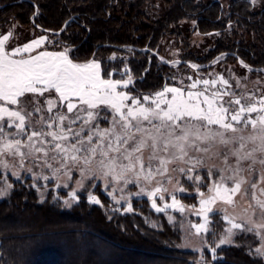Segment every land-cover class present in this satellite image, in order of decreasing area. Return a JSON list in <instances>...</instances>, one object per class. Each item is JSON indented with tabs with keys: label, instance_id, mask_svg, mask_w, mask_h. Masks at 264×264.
Listing matches in <instances>:
<instances>
[{
	"label": "snow or ice",
	"instance_id": "obj_1",
	"mask_svg": "<svg viewBox=\"0 0 264 264\" xmlns=\"http://www.w3.org/2000/svg\"><path fill=\"white\" fill-rule=\"evenodd\" d=\"M11 36L9 32L0 37V101L4 102L0 104V158L18 156L21 164L28 157L36 163L42 161L51 170L53 179L61 171L71 179L73 169H78L82 178L90 174L117 185L121 182L147 185L159 177L157 186L146 193L152 197V207L158 212L168 208L185 211L174 194L171 203L163 207L156 203L158 195L163 199V193L168 192L164 183H172V172L208 187L206 178L215 170L217 178L211 180L207 197L199 192L200 207L196 214L204 222L190 227L197 234L207 233L210 214L215 211L222 212L230 225L219 242L221 245L232 242L235 230L264 231V95L232 92L229 81L219 76L214 80L194 81L191 91L164 87L154 95L138 98L120 90L132 84L131 76L104 78L111 73L103 72L99 62L76 63L69 57L68 49L43 51L24 58V53L40 48L47 37L33 39L9 52L6 45ZM217 84L224 86L223 91L217 88L209 93V87ZM199 85L204 86L202 90H196ZM53 92L55 96L45 97ZM28 94L31 98L24 99ZM37 96L45 97L43 106ZM28 107L31 112L27 111ZM45 109L51 115L40 116L30 126L32 114ZM101 121L107 126L101 127ZM77 123L78 131L73 127ZM7 128L16 129L12 138ZM50 160L58 167H53ZM210 160H220L223 166L209 167ZM170 165L176 166L170 168ZM0 166L8 165L0 160ZM197 169H205L203 176ZM11 187L0 189V196ZM174 191L186 189L177 186ZM144 193L145 189L141 188L137 195ZM109 194L115 199L114 192ZM71 195L73 201L78 200L75 191ZM237 197L247 198L245 213L251 210L250 215L235 217L228 214L227 207L215 208L217 203L234 207ZM89 200L101 204L94 195ZM65 204L71 206L68 201ZM127 211H132L131 203Z\"/></svg>",
	"mask_w": 264,
	"mask_h": 264
},
{
	"label": "trees",
	"instance_id": "obj_2",
	"mask_svg": "<svg viewBox=\"0 0 264 264\" xmlns=\"http://www.w3.org/2000/svg\"><path fill=\"white\" fill-rule=\"evenodd\" d=\"M158 1L0 0V37L16 24L64 29L52 35L66 44L74 62L96 60L108 72L119 70L109 56L124 53L139 77L134 88L150 91L159 90L171 70L156 52L168 35L191 33L180 22L188 18L199 34L218 37L202 61L229 54L264 66V7L249 0H234L228 10L220 0H162L159 12ZM30 182H16L11 196L0 201V264H264V256L242 246L221 249L216 260L208 252L199 263L198 254L179 248L182 232L147 201L135 203L131 213L106 197L103 206L82 198L64 209L52 194L42 201ZM221 226L214 224L218 236Z\"/></svg>",
	"mask_w": 264,
	"mask_h": 264
},
{
	"label": "rangeland",
	"instance_id": "obj_3",
	"mask_svg": "<svg viewBox=\"0 0 264 264\" xmlns=\"http://www.w3.org/2000/svg\"><path fill=\"white\" fill-rule=\"evenodd\" d=\"M200 1V0H199ZM207 1V0H204ZM224 8L228 10L230 3L234 0H220ZM254 5L258 7H264V0H249ZM164 1L160 0L157 2V8L159 12L162 11L164 7ZM166 4V3H165ZM151 6V5H150ZM152 13V12H151ZM158 13V12H157ZM154 16L158 17V14ZM181 25H189L190 34H170L164 39L161 43L160 51H157L158 57L165 63H168L171 66V70L166 75V83L159 89H154L150 91H138L134 88V83L139 77H137L132 71L129 60L130 56L124 53H114L109 56L110 61L116 65L119 70H110L105 71L101 62L102 71L105 73H111V75H106L104 78L108 79H127L128 76L132 77V84L128 88H121L120 90L128 92L131 96L142 97L144 95H154L157 91L163 90L164 87H179L185 91H191L190 85L194 81L201 80H214L219 76H223L224 79L229 81L231 85V91L237 94L243 93L245 96L254 94L256 97L264 95V66L263 67H252L242 59L234 61L229 58V54H221L215 57L211 61H202L208 56L209 51L215 48V42L218 37L206 38L204 35L199 34L195 31V21H190L188 18L182 19ZM178 24V23H177ZM12 33L10 40L6 45V49L11 52L17 47H22L24 44L31 42L33 39H38L41 36L47 37V41L40 47L33 50L31 53H24L23 57L27 58L29 55L35 56L43 51L49 52H60L66 49V44L63 43L59 38H56L50 33L43 31H37L33 25L27 27H21L18 24L12 25L9 27L3 35ZM173 32V31H172ZM254 35V33H252ZM2 35V36H3ZM257 35V31L255 33ZM190 54L193 56L190 57ZM17 59L21 58L20 56L16 57ZM243 61V64H241ZM192 65H197V68H193ZM247 65L248 67H244ZM203 85H199L196 90H202ZM219 88L223 91L224 86L217 84L215 87H209V93L216 91ZM55 96L53 93H46L45 97ZM45 97L37 96L36 99L40 101V104L43 106ZM31 94H28L24 99H30ZM75 100V98H73ZM228 97H225L227 100ZM4 102L0 101V104ZM15 108L16 106H10ZM28 112H31V107L27 108ZM56 111V110H54ZM66 111V109H64ZM51 114L47 113L46 109L40 113H33L29 118L30 126L35 124V121L40 117H47ZM71 116V114H68ZM101 127L107 126L103 121L100 122ZM38 127V125H37ZM77 131L80 128V124L77 123L73 126ZM6 131L11 134L16 131L15 128H7ZM145 153V157H147ZM0 160L7 162V167L0 166V189H4L6 185H11L10 189H7L4 196H0V201L8 199L12 192L15 189L16 182L32 183L36 188H38V193L42 201L49 197L50 194L53 195L54 202H60L62 208L71 209L77 203L81 201L82 198H86L89 202V196L94 195L100 201L101 204H96L103 206L102 197H106L113 205L117 206L127 213H131L134 210L135 203L147 201L150 208L159 215H164L168 221L178 228L182 232V239L179 244V248L184 251L193 252L198 254L200 257L199 263H204V257L206 253L210 252L213 260L217 259V253L229 246H242L246 247L249 250L257 253L259 256H264V251H258L264 249V231L260 229H253L252 231L247 230H235V235L232 237V242L221 245L219 242L221 238L227 232V229L230 227L229 223L223 219L222 212H215L210 214L211 223L209 224V231L207 233L197 234L195 229L191 228L192 224L203 223V218L196 214V210L199 209L200 197L199 192H204L207 197L208 187H211V180L216 179L215 170H213V175L206 178V183L208 187H205L201 182H193L187 179L181 173L172 172V183H164V187L168 188V192L163 193V199L158 195L156 203L159 207H163L165 203H171V197L174 194L178 200L185 206V211L183 213L179 212L177 209L168 208L165 211L158 212L155 208L152 207V197L148 196L146 193L153 190L157 186V181L160 178H157V181L152 182L151 184L145 185V183H133L125 185L121 182L119 185L114 182L110 183L104 181L97 177L89 176L87 178H82L78 169H73L70 173L71 179L69 176L64 175L63 171L58 175V178H51V170L44 167L42 161L39 163L34 162L33 158L28 157L21 164L20 158L13 157L8 155L6 157L0 158ZM53 163V167H58L54 161H49ZM212 164L218 166H223L220 160H210L207 161V165L211 167ZM176 165H170L175 167ZM259 170V165L256 166ZM31 169V171H29ZM198 174L203 176L205 169H197ZM43 176H49V180H44ZM252 179V177H249ZM178 182V184H177ZM82 183V186H81ZM57 185H60L57 187ZM67 185V187H64ZM177 186H182L186 189L185 192L174 191ZM245 187H248L245 185ZM141 188L145 189V193L137 195L140 193ZM75 191L78 197V200H72V192ZM115 194V199L112 198V195L109 193ZM237 203L233 206L223 205L217 203L215 206L216 209H222L227 207L228 214L235 217H244L251 214V210L248 213H245V209L248 207L247 198L241 199L237 197ZM65 201H68L71 206H67ZM193 202V203H191ZM131 203L132 211H127L128 204ZM94 204V203H92ZM144 205V204H142ZM169 217L172 219L170 220ZM259 214L257 213V222H259ZM215 222L223 223L224 226H221L222 231L219 233V236L214 229ZM237 222H241L237 220ZM246 223V221H245ZM154 225H159L157 221L153 222ZM215 249V253H213Z\"/></svg>",
	"mask_w": 264,
	"mask_h": 264
},
{
	"label": "water",
	"instance_id": "obj_4",
	"mask_svg": "<svg viewBox=\"0 0 264 264\" xmlns=\"http://www.w3.org/2000/svg\"><path fill=\"white\" fill-rule=\"evenodd\" d=\"M72 21V20H71ZM41 31H43V32H47V33H50V34H56V35H59V34H61L63 31H64V29L62 30V31H60V32H53V31H48V30H44V29H41Z\"/></svg>",
	"mask_w": 264,
	"mask_h": 264
}]
</instances>
